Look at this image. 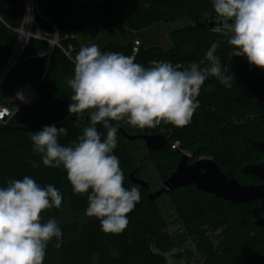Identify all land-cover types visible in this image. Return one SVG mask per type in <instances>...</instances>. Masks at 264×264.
<instances>
[{
	"label": "trees",
	"instance_id": "16d2710c",
	"mask_svg": "<svg viewBox=\"0 0 264 264\" xmlns=\"http://www.w3.org/2000/svg\"><path fill=\"white\" fill-rule=\"evenodd\" d=\"M36 2L41 37L28 40L23 58L3 79L0 105L17 109L7 125L32 127L69 118L61 125L67 127V135L59 137L61 145L69 146L83 134L89 122L77 123L67 111L71 89L66 81L74 75V59L81 48L69 36L71 16L77 4L71 0ZM95 9V22L86 30L91 44H97L101 35L116 31L115 38L99 47L102 52L126 56L130 55L133 43L129 35H138L164 19L174 22L187 18L193 22L170 32L171 46L167 50L158 45L145 46L140 40L135 62L146 68L156 60L182 69L193 62L199 63L213 42L220 43L216 55L222 67L228 69L226 74L234 75L232 86L227 88L215 77H209L197 97L200 107L188 125L161 123L154 128L134 127L135 133H162L171 143L179 142L180 148L211 156L222 171H231L241 183L250 181L251 176L243 174L242 167L251 157L256 161L264 154L245 151L242 139L264 140V69L250 65L246 57H232L227 38L214 33L212 28L195 26L204 17L213 20L212 0H103ZM24 15V0H0V71L12 54L16 30L22 25ZM55 36L57 44L51 47L49 40ZM24 84L36 87L37 99L32 105L21 104L16 98ZM250 114H254L253 121L260 120L262 125L247 132L242 130V125L232 126L234 121ZM96 127L101 138L106 137L107 129L101 124ZM168 129L172 130L171 135ZM40 130L0 131V187L27 175L42 187L51 184L61 192V207L41 214L42 222L54 218L63 232L59 248L54 247L55 238L49 242L43 264H169V258L188 264L185 255H189L188 250L166 232L168 220L159 204L162 197L168 198L183 227L181 238L195 242L202 264H264V227L254 223L264 217L259 201L232 203L197 190L193 184L170 190L155 201H149L147 190L139 186L141 199L128 214L127 228L120 234L104 233L99 220L85 215L88 194H75L63 167H45L40 155L33 152L30 132ZM116 136L113 154L120 161L127 189L133 186L129 178L132 171L143 179L146 168L152 165L163 182L179 161L180 149L165 147L143 157V141L131 142L119 130ZM33 162L38 166L33 167Z\"/></svg>",
	"mask_w": 264,
	"mask_h": 264
},
{
	"label": "clouds",
	"instance_id": "9594fccd",
	"mask_svg": "<svg viewBox=\"0 0 264 264\" xmlns=\"http://www.w3.org/2000/svg\"><path fill=\"white\" fill-rule=\"evenodd\" d=\"M212 8L211 30L227 38L230 55L246 57L250 65L264 69V0H212ZM218 47L220 43L213 42L199 63L182 69L156 60L146 68L133 56L102 52L95 43L81 47L75 56L74 75L66 81L71 89L67 111L77 123L87 113L88 126L69 146L59 143V137L67 135L66 126L46 125L30 136L43 165L62 166L73 192L88 194L85 215L99 220L104 233H122L129 224L128 214L141 199L139 185L124 187V173L113 154L118 128L112 121L140 129L161 123L188 125L209 77L227 88L235 79L222 67ZM98 124L107 129L103 139ZM62 200L56 187H42L27 175L0 187V264H43L49 242L55 238L54 247L61 246L63 232L57 221L42 222L41 214L59 209Z\"/></svg>",
	"mask_w": 264,
	"mask_h": 264
},
{
	"label": "water",
	"instance_id": "95a60500",
	"mask_svg": "<svg viewBox=\"0 0 264 264\" xmlns=\"http://www.w3.org/2000/svg\"><path fill=\"white\" fill-rule=\"evenodd\" d=\"M195 26L212 28L215 25L212 21L208 20V17H204L201 21L196 22ZM68 120L69 118H66L59 123H49L32 127L6 125L0 126V131H36L43 129L46 125H64ZM83 120L89 121V117L84 116ZM112 124L116 126L122 135L129 141H143L145 147L144 157H147L148 153L151 151H160L165 147L171 146V141L164 134H130L121 125L113 122ZM242 143L245 147V151L264 152V140H252L244 137ZM188 159L189 156L187 154L181 153L174 171L162 182V187L156 191H151L148 182L137 178L134 175V171L129 174V178L133 185H139L147 190V198L149 201H155L163 194L175 188L187 187L193 184L197 190L212 193L214 197L223 198L232 203H246L258 199L261 201L260 208L264 209V161L260 163H248L242 168L244 173L257 176L261 180V183L243 185L232 175L231 171H222L212 158L204 157L192 163H189ZM141 164L140 162V165ZM254 223L264 227V218L257 219Z\"/></svg>",
	"mask_w": 264,
	"mask_h": 264
},
{
	"label": "rangeland",
	"instance_id": "374dc122",
	"mask_svg": "<svg viewBox=\"0 0 264 264\" xmlns=\"http://www.w3.org/2000/svg\"><path fill=\"white\" fill-rule=\"evenodd\" d=\"M32 1L34 4V14H33L32 20L27 21L26 20V13H27L26 2H27V0H24V5H25L24 19H23V22H22V25L20 26V28L16 31L17 32V39L15 41L14 48L12 50V54H11L10 58L8 59V61L12 58L15 59L13 66L23 58L22 53H23V50H24L28 40L31 37H36V35H39V27H38V23L36 20V15H39V9H38V5H37L36 0H32ZM71 1L76 3L77 6L74 8V10L72 12V16H71V20H70L71 32H70L69 36L75 38L79 42L81 47L88 46V45H90V40H89V35L86 32V30L89 27H91L93 25V23L95 22V12H96L95 6L97 7V5L101 4L103 0H71ZM191 23H193V22L187 18L180 19V20L174 21V22H170V21L164 19L163 21L157 23L156 25H154L148 29H145L144 31H142L138 35L137 34H135L133 36L129 35V38H132L133 41L135 39L142 40L143 43L145 44V46L158 45V46L162 47L163 49L167 50L171 46V40H170V36H169L170 32L174 29H178V28L187 26ZM28 24L30 26V34L27 36V39L24 42V46H23L24 48L19 53H15L16 44H17L18 38H19L18 32L21 28L26 27ZM116 34L117 33L115 31L113 33H106L104 35H101L99 37L97 45L98 46L103 45L104 43L108 42L109 39L115 38ZM57 40H58L57 36H55L49 40L51 47H52V45L57 44ZM70 49H71V47H70ZM7 62L5 64V66L7 65ZM4 67H3V69H4ZM1 71H0V73H1ZM256 117H257V115H256ZM254 118H255L254 114L246 115V116L240 118L239 120L234 121L232 126L233 125L234 126H238V125L241 126L242 125V130H244V132H247L246 131L247 129L250 130V129H253L255 127H259L262 125L260 120H258V122L253 121ZM248 120H250V121L248 122ZM118 122H119L118 125H121L122 127H124L128 133L136 134L135 128L133 126L127 124L126 121H118ZM168 132H169V135H171L172 130L168 129ZM180 147H181V144L179 143V145L176 149H180L181 153L187 154L189 156V159H190L189 161L198 160V159L204 158V157L212 158L211 156L204 155V154H195V152H193V150L184 149V148H180ZM144 153H145V151H144ZM262 154H264V153H262ZM262 154H260V155H262ZM143 157L140 159L141 163H143ZM249 158L250 157H248V159ZM262 158H264V156H262ZM252 159H254V157H251V159L248 163L253 162L254 160H252ZM143 180H146L148 182L151 191H156L162 187V182L158 178V175L155 172V169L152 165H150L146 168V172L144 174ZM239 182L241 183V181H239ZM159 204H160V207L162 209V212L164 213V215L166 216V219L168 220L166 232L168 233V235L170 236L171 239L175 240L176 242H179V244L183 245L189 252L188 256H187V254H185L186 259H187V263L188 264H202L201 258L199 257V255L197 254L196 249H195L196 248L195 242L190 238H186V239L181 238V235H183V227H182L181 223L179 222L178 217L173 212V209L170 208L168 198L162 197L159 200ZM171 261H172V264H181L180 261L175 260V259L171 260Z\"/></svg>",
	"mask_w": 264,
	"mask_h": 264
},
{
	"label": "built area",
	"instance_id": "2783aa9c",
	"mask_svg": "<svg viewBox=\"0 0 264 264\" xmlns=\"http://www.w3.org/2000/svg\"><path fill=\"white\" fill-rule=\"evenodd\" d=\"M36 37H41L40 36V30H39V35H36ZM139 45H140V40L135 39L132 43L131 53L129 56H133L135 58V55L137 54V52L139 50ZM8 62H7V64H8ZM11 68H12V66H11ZM8 72H9V70H8ZM2 81L0 82V84L2 83ZM16 98L20 101L21 104L32 105L37 99L36 87H32L29 84L23 85L17 91ZM16 111H17L16 108L14 110H12L8 106L0 105V126H6ZM178 145H179V142L175 141V142L171 143L170 147L173 149H176L178 147Z\"/></svg>",
	"mask_w": 264,
	"mask_h": 264
},
{
	"label": "bare ground",
	"instance_id": "6f19581e",
	"mask_svg": "<svg viewBox=\"0 0 264 264\" xmlns=\"http://www.w3.org/2000/svg\"><path fill=\"white\" fill-rule=\"evenodd\" d=\"M26 4H27L26 20L30 21V20H32L33 14H34V4H33L32 0H27ZM18 33H19V38H18V42L16 44L15 53H19L24 48L23 47L24 46V42L27 39V36L30 34V26H29V24L26 27L21 28ZM14 61H15L14 58L10 59L8 64L1 71V73H0V82L4 79L6 73L11 68V66H13L12 64L14 63Z\"/></svg>",
	"mask_w": 264,
	"mask_h": 264
},
{
	"label": "flooded vegetation",
	"instance_id": "af4514ba",
	"mask_svg": "<svg viewBox=\"0 0 264 264\" xmlns=\"http://www.w3.org/2000/svg\"><path fill=\"white\" fill-rule=\"evenodd\" d=\"M244 149H245V147H244ZM260 153H264V152H260ZM190 159H188V162L189 163H192L193 161H195V160H193V161H189ZM262 161H264V158H260V159H258V160H256V161H253V162H250V163H260V162H262ZM246 164H248V163H246ZM245 164V165H246ZM244 165V166H245ZM243 166V167H244ZM242 167V168H243ZM242 173L243 174H245V175H249V176H251V180L250 181H246V182H244V181H242V183L241 184H243V185H247V184H251V183H254V184H258V183H261V180L257 177V176H255V175H253V174H247V173H244L243 171H242ZM252 201H254V200H252ZM256 201H259V203H260V206H261V201L260 200H258V199H256ZM262 218H264V217H262ZM261 219V218H260Z\"/></svg>",
	"mask_w": 264,
	"mask_h": 264
},
{
	"label": "crops",
	"instance_id": "0c3cea01",
	"mask_svg": "<svg viewBox=\"0 0 264 264\" xmlns=\"http://www.w3.org/2000/svg\"><path fill=\"white\" fill-rule=\"evenodd\" d=\"M90 44H91V42H90Z\"/></svg>",
	"mask_w": 264,
	"mask_h": 264
}]
</instances>
